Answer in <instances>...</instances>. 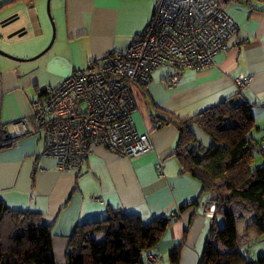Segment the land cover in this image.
Returning a JSON list of instances; mask_svg holds the SVG:
<instances>
[{
  "label": "crops",
  "instance_id": "crops-1",
  "mask_svg": "<svg viewBox=\"0 0 264 264\" xmlns=\"http://www.w3.org/2000/svg\"><path fill=\"white\" fill-rule=\"evenodd\" d=\"M45 1L0 0V49L23 44V48L10 53L30 59L43 51L53 37L50 49L34 60L12 61L0 55L3 139L12 135L14 121L30 116L31 103L41 99L47 86L62 83L75 70L100 61L108 53L125 51L141 38L158 2L48 0L51 18ZM239 2L224 6L239 30L211 66L184 70L175 87L165 82L172 68H156L149 84L135 86L139 111L132 118L136 130L150 137L153 150L149 154L128 159L94 145L82 169L71 174L59 171L53 158L41 156L44 140L39 135H28L0 148V201L12 210L39 214L42 224L51 227L55 264H65L75 228L106 218L109 210L134 215L144 225L162 217L173 218L158 244L143 255L144 264H148L150 255L158 257L154 264H176L171 259L176 250L177 264H199L211 227L214 223L222 227L225 221L216 213L204 214L203 202L214 195H201L199 183L180 174L176 157L178 132L171 124L158 127L154 106L186 118L222 102L232 107L249 104L256 125L252 133L256 145L252 166L264 168V0H251L253 12ZM7 20L10 21L6 23ZM21 29V33L8 38ZM241 75H249L251 81L240 91L236 80ZM193 130L195 143L202 148L214 144L197 127ZM183 206L186 207L181 209ZM251 242L264 251L262 237L255 236ZM241 253L246 258L243 250Z\"/></svg>",
  "mask_w": 264,
  "mask_h": 264
},
{
  "label": "trees",
  "instance_id": "trees-1",
  "mask_svg": "<svg viewBox=\"0 0 264 264\" xmlns=\"http://www.w3.org/2000/svg\"><path fill=\"white\" fill-rule=\"evenodd\" d=\"M235 1L239 2L221 4ZM239 3L253 12L251 0ZM154 108L158 127L171 124L178 132L176 157L180 174L196 180L201 195H214L215 213L225 221L222 228L216 223L211 227L199 264H264V257L246 260L241 250L250 244V237L247 233L237 234V224L248 221L246 231L264 237V168L252 166L256 146L252 133L256 125L249 104L232 107L222 102L186 118ZM194 127L214 144L202 148L195 143ZM0 138V143L7 140L2 135ZM172 222L168 216L144 225L134 215L109 210L106 218L75 228L65 264H144L143 255L158 244ZM178 254V250L171 253L176 264ZM0 264H55L51 227L42 224L39 214L12 210L0 201Z\"/></svg>",
  "mask_w": 264,
  "mask_h": 264
},
{
  "label": "built area",
  "instance_id": "built-area-1",
  "mask_svg": "<svg viewBox=\"0 0 264 264\" xmlns=\"http://www.w3.org/2000/svg\"><path fill=\"white\" fill-rule=\"evenodd\" d=\"M222 1L158 0L141 38L47 86L41 99L31 103L30 116L11 124L14 137H43L41 156L53 158L63 173L77 174L94 145L128 159L149 154L150 137L136 130L132 118L139 111L135 86L149 84L156 68L170 66L165 82L175 87L185 69L211 66L239 30ZM250 81L241 75L236 86L241 91ZM202 209L213 216L216 202L206 200ZM157 259L150 255L147 263Z\"/></svg>",
  "mask_w": 264,
  "mask_h": 264
},
{
  "label": "rangeland",
  "instance_id": "rangeland-1",
  "mask_svg": "<svg viewBox=\"0 0 264 264\" xmlns=\"http://www.w3.org/2000/svg\"><path fill=\"white\" fill-rule=\"evenodd\" d=\"M48 4H49V1L48 0H46L45 1V5H46V11H47V9H48ZM49 9H50V11H51V8H50V5H49ZM47 14H48V11H47ZM51 15V14H50ZM51 18H53L52 17V15H51ZM51 25H52V30H53V25H54V22L53 21H51ZM202 133V135H204V137H206L207 139H211V138H209V136L208 135H206L205 133H203V132H201ZM25 137V136H24ZM20 138H23V137H20ZM20 138H15L16 140L17 139H20ZM6 139H8V138H6ZM203 140L204 141H207V140H205V138H203ZM10 143H9V141H5V142H3V143H1V145L0 146H8ZM247 225H248V221H244V222H239L238 224H237V233H238V235H243L246 231H245V229H246V227H247ZM224 225H222V227H223ZM221 227V228H222ZM249 235H250V244H248V246L246 247H244L242 250L244 251V254H245V256H246V258L247 259H250V258H252L253 256H254V258H258L257 256H259V255H261L260 257H264V251L263 250H261L260 248H258V245L257 244H252V242H251V239H253V238H255V234H254V232H250L249 233ZM262 239H264V237H262Z\"/></svg>",
  "mask_w": 264,
  "mask_h": 264
},
{
  "label": "water",
  "instance_id": "water-1",
  "mask_svg": "<svg viewBox=\"0 0 264 264\" xmlns=\"http://www.w3.org/2000/svg\"><path fill=\"white\" fill-rule=\"evenodd\" d=\"M47 11H48V14H49V4H48ZM9 21L10 20H7L6 23L9 22ZM53 30H54V28H53ZM22 31H23V29H21V30H19V31H17V32L11 34V35H9L8 38H11V37L15 36V35L21 33ZM53 35H54V33H53ZM52 42H53V37H52V40L50 41L49 45L43 51H41L38 55H36V56H34V57L30 58V59L18 58V57H15L13 54L10 53V51H13L15 49H19L20 50L21 48H23L25 46L23 44L8 45V46L5 47V50L0 49V55L1 56H4V57H6V58H8L9 60H12V61H28V60H34V59L40 57L41 55H43L44 53H46L50 49V47L52 45Z\"/></svg>",
  "mask_w": 264,
  "mask_h": 264
},
{
  "label": "clouds",
  "instance_id": "clouds-1",
  "mask_svg": "<svg viewBox=\"0 0 264 264\" xmlns=\"http://www.w3.org/2000/svg\"><path fill=\"white\" fill-rule=\"evenodd\" d=\"M42 96H43V95H42ZM30 107H31V105H30ZM11 130H12V129H11ZM6 138H8L7 141H9V143H10V140H11V141L16 140L15 137H14V135H13V131H12V135L8 134V135L6 136ZM0 145H1V143H0ZM0 147H3V146H0Z\"/></svg>",
  "mask_w": 264,
  "mask_h": 264
}]
</instances>
